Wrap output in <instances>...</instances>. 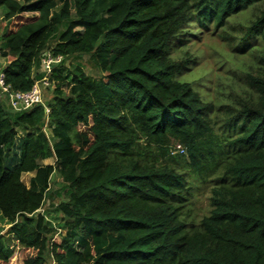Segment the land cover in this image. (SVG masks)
Segmentation results:
<instances>
[{
    "label": "trees",
    "instance_id": "1",
    "mask_svg": "<svg viewBox=\"0 0 264 264\" xmlns=\"http://www.w3.org/2000/svg\"><path fill=\"white\" fill-rule=\"evenodd\" d=\"M256 1L0 0L12 91L44 76L48 50L64 58L48 102L15 110L0 98V212L22 245L18 262L1 234L0 264H264V71L251 76L257 100L214 113L177 79L187 60L171 55L184 33L197 35L191 23L222 27ZM256 35L264 10L242 44ZM84 55L98 74L77 64L67 78L63 66ZM19 129V162L7 167ZM52 175L64 184V235L41 211ZM207 192L197 219L187 208Z\"/></svg>",
    "mask_w": 264,
    "mask_h": 264
},
{
    "label": "rangeland",
    "instance_id": "2",
    "mask_svg": "<svg viewBox=\"0 0 264 264\" xmlns=\"http://www.w3.org/2000/svg\"><path fill=\"white\" fill-rule=\"evenodd\" d=\"M74 9V8H73ZM264 10V0L252 2L244 6L241 10L234 13L227 23L222 27L211 24L208 27L200 26L193 22L190 29H198L197 35L184 33V41L171 45V55L177 60H187L188 65L181 69L177 79L182 82H188L193 90L199 94L202 100L213 106L214 113L224 105L241 106L245 100H257L259 92L251 83V76H257L264 71L262 58L264 56V40L256 35L248 38L247 45L242 44L244 26H248L260 12ZM4 12L0 9V35L5 30L6 25L3 19ZM6 64V59L0 53V67ZM81 64L86 72L97 75L93 61L89 55L74 58L67 62L61 70L67 78L73 73V67ZM62 69V68H61ZM46 87V101L51 100L54 95V84ZM47 125V124H46ZM47 135L53 139L52 131L49 126H45ZM16 143L5 154V165L15 167L19 162L21 150V135ZM45 162H55V158H49ZM35 172H26L22 175V180L32 186V178ZM49 188L46 189V197L42 212L46 215L47 222L58 229L62 235L67 234L69 230L63 227L62 213L59 209L61 197L59 191L64 186L55 175L49 179ZM207 193H198L188 206L197 219H200L209 211V200ZM11 224L3 217L0 212V235L3 234L10 246L17 252V260H20L22 245L20 242L10 239L9 233ZM85 243L80 237H76L74 244L78 249ZM54 264V263H53Z\"/></svg>",
    "mask_w": 264,
    "mask_h": 264
},
{
    "label": "built area",
    "instance_id": "3",
    "mask_svg": "<svg viewBox=\"0 0 264 264\" xmlns=\"http://www.w3.org/2000/svg\"><path fill=\"white\" fill-rule=\"evenodd\" d=\"M63 62L64 58L62 55H54L48 50L42 59L43 67L41 71H44V76L35 82L31 90L24 92L11 90L10 86L6 84L3 67H0V98L5 100L15 110L30 109L37 104H44L45 88L52 86L53 83L50 80V75L55 67ZM46 111H49L48 107H46Z\"/></svg>",
    "mask_w": 264,
    "mask_h": 264
},
{
    "label": "crops",
    "instance_id": "4",
    "mask_svg": "<svg viewBox=\"0 0 264 264\" xmlns=\"http://www.w3.org/2000/svg\"><path fill=\"white\" fill-rule=\"evenodd\" d=\"M0 9L4 12L3 8H0ZM42 67H43V66H41V70H42ZM46 93H47V90L44 91V96H45L44 98H45V100H46ZM53 157H54V156H52V157H48V158L44 159V160L42 161L43 164H52V165L55 164V162H56V158H55V157H54V158H55V162H54V163H51V162H45V161L48 160L49 158H53Z\"/></svg>",
    "mask_w": 264,
    "mask_h": 264
}]
</instances>
